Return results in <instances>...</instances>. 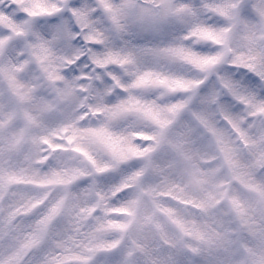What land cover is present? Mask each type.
<instances>
[{
    "label": "snow or ice",
    "instance_id": "6c2138e0",
    "mask_svg": "<svg viewBox=\"0 0 264 264\" xmlns=\"http://www.w3.org/2000/svg\"><path fill=\"white\" fill-rule=\"evenodd\" d=\"M181 126L264 183V0H0V264H153L141 177Z\"/></svg>",
    "mask_w": 264,
    "mask_h": 264
},
{
    "label": "rangeland",
    "instance_id": "374dc122",
    "mask_svg": "<svg viewBox=\"0 0 264 264\" xmlns=\"http://www.w3.org/2000/svg\"><path fill=\"white\" fill-rule=\"evenodd\" d=\"M220 135L223 143L209 142L179 127L153 154L151 172L141 177L155 186L151 192L139 189L144 198L137 199L138 235L152 246L153 264H173L169 253L177 256V249L183 264H264V183L253 174L259 168L246 162L227 133ZM121 179L110 174L105 183ZM127 190L134 199L136 185Z\"/></svg>",
    "mask_w": 264,
    "mask_h": 264
}]
</instances>
